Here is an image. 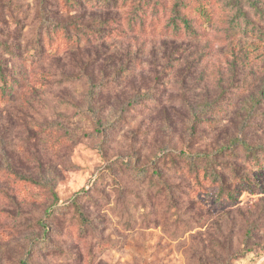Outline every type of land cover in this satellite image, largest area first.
I'll list each match as a JSON object with an SVG mask.
<instances>
[{"label":"rangeland","instance_id":"obj_1","mask_svg":"<svg viewBox=\"0 0 264 264\" xmlns=\"http://www.w3.org/2000/svg\"><path fill=\"white\" fill-rule=\"evenodd\" d=\"M59 2L0 0V264H22L42 239L48 246L30 264H264V251L248 252L264 243L263 172L260 191L229 208L203 193L177 206L148 169L164 148L209 151L238 133L264 142V0H208L214 14L201 22L202 38L176 43L181 66L163 38L140 36L169 19L174 0H118L117 10L80 15L94 36L110 37L104 66L50 53L58 20L75 16L57 17ZM91 83L112 88L96 91L103 123L137 92L159 101L97 131ZM76 196L90 227L69 204ZM251 222L259 228L250 240Z\"/></svg>","mask_w":264,"mask_h":264},{"label":"trees","instance_id":"obj_2","mask_svg":"<svg viewBox=\"0 0 264 264\" xmlns=\"http://www.w3.org/2000/svg\"><path fill=\"white\" fill-rule=\"evenodd\" d=\"M60 0L61 3L57 6L54 13L57 17L62 15L68 16L74 14L73 18L58 20L56 24L57 42L50 53L55 56L59 54L74 53L75 57L79 58L82 66H104L103 62L106 61L105 54L101 51L104 43L110 37L107 36H94L90 27L83 23L80 15L88 13L89 10H117L118 0H110L111 4L106 5L107 0ZM247 1V0H246ZM243 0V2H246ZM107 6V7H104ZM92 7V8H90ZM42 16H47L48 12L45 7H41ZM172 15L168 20L165 19L163 24H155L153 21L147 26V31L140 32V36L159 37L163 38L166 48L173 49L172 60L179 63L178 57L182 53L179 52L182 46H176L180 40L183 41H197L202 38L200 34L201 22L205 19L208 22L213 17L214 9L208 0H174L172 7ZM97 15V14H94ZM97 19V18H96ZM45 21V20H44ZM98 26H104L108 29L121 30L122 25L113 22V19H106L102 21L100 18L95 20ZM114 25V28L111 26ZM144 25V24H143ZM143 25H139L142 29ZM154 28V30H153ZM122 32V31H121ZM117 38L125 39L123 35ZM173 47V48H172ZM180 53L176 55V53ZM44 53V51H43ZM177 57V58H176ZM78 63V61H77ZM175 64L181 66L182 64ZM184 66H191L188 60ZM106 73V72H105ZM104 75V72L102 73ZM104 86L97 83H91L88 89L87 109L92 111L94 115L95 124L103 132L110 131L116 128L123 119L127 111L137 105H141L144 101L157 103L159 101L158 94L155 91H147L144 94L139 92L135 93L127 103H124L119 111L120 115L106 123L98 117L96 110H93V105L96 104L97 93L99 89L110 90L111 87ZM211 106V105H210ZM210 106H208L210 108ZM207 109V107H205ZM195 112V111H194ZM198 114H194L198 116ZM122 119V120H121ZM247 127V125L245 126ZM195 126L192 127V137L195 136ZM129 163V162H127ZM166 168V174L163 171ZM151 170V179L154 184L162 186L167 192L168 198L171 203L180 206L185 203L183 200L187 196L188 203L193 204L195 199L201 193L206 196L211 195L214 197L215 202H225L227 206L234 207L240 202V196L244 192L255 193L260 191L261 185L258 182V177L255 175L258 172L264 173V142L253 143L246 135L238 133L226 143L217 146L211 150L184 149L174 150L164 148L162 154L156 155L149 168ZM147 169V170H148ZM142 169V172H147ZM174 177L179 180L178 183ZM186 195V196H185ZM69 204L76 210L80 222L84 227H90L91 221L83 211L81 204L78 201V196L71 199ZM170 203V204H171ZM196 205V202L194 203ZM43 233L46 236L48 230L43 222L40 223ZM259 228L254 222H251L246 229L245 237L253 239L256 229ZM37 242V244H35ZM260 243V242H259ZM48 239L32 241L30 249L27 251L22 264H30L29 257L33 251L38 247H47ZM251 251H264V243L254 245L248 249ZM225 262L222 264H228Z\"/></svg>","mask_w":264,"mask_h":264}]
</instances>
